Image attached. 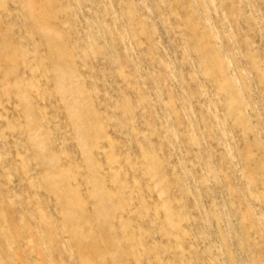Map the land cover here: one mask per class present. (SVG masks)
Wrapping results in <instances>:
<instances>
[{"label":"rangeland","instance_id":"obj_1","mask_svg":"<svg viewBox=\"0 0 264 264\" xmlns=\"http://www.w3.org/2000/svg\"><path fill=\"white\" fill-rule=\"evenodd\" d=\"M0 264H264V0H0Z\"/></svg>","mask_w":264,"mask_h":264}]
</instances>
